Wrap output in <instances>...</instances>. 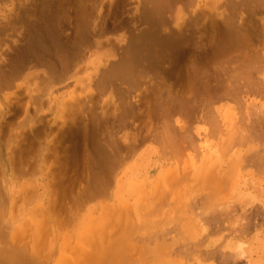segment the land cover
I'll return each instance as SVG.
<instances>
[{"label": "rangeland", "instance_id": "obj_1", "mask_svg": "<svg viewBox=\"0 0 264 264\" xmlns=\"http://www.w3.org/2000/svg\"><path fill=\"white\" fill-rule=\"evenodd\" d=\"M262 113L264 0H0V264L264 257Z\"/></svg>", "mask_w": 264, "mask_h": 264}, {"label": "bare ground", "instance_id": "obj_2", "mask_svg": "<svg viewBox=\"0 0 264 264\" xmlns=\"http://www.w3.org/2000/svg\"><path fill=\"white\" fill-rule=\"evenodd\" d=\"M186 3V2H185ZM191 6V5H190ZM256 57V56H255ZM260 61V60H259ZM263 83V82H262ZM216 98V97H215ZM227 99H228V97H227ZM203 113V112H202ZM262 115H264V113H262ZM262 117V116H261ZM263 119H264V117H263ZM264 121V120H263ZM212 124V123H211ZM187 125V124H186ZM213 125V124H212ZM210 126V125H209ZM212 127V126H211ZM217 128H218V126H216ZM210 129V128H209ZM163 131V130H162ZM215 131V130H214ZM156 132V131H155ZM214 133V132H213ZM240 133V132H239ZM238 133V134H239ZM168 134V133H167ZM159 135V134H158ZM166 135V134H165ZM241 135V134H240ZM186 136V135H185ZM189 137V136H188ZM165 138V137H164ZM162 140V139H161ZM166 140H168V139H166ZM197 141V140H196ZM235 141V140H234ZM161 142H163V140L161 141ZM172 142V141H171ZM237 142H239V140L237 141ZM170 143V142H169ZM194 143V142H193ZM192 143V144H193ZM256 143H257V141H256ZM164 144V143H163ZM168 144V143H167ZM191 144V145H192ZM233 144H235V143H233ZM239 144H240V142H239ZM243 144H245V143H243ZM169 145V144H168ZM190 145V144H189ZM242 145V144H241ZM229 146V145H228ZM232 146V145H231ZM243 146V145H242ZM161 147V146H160ZM164 147V146H163ZM195 147V146H194ZM237 147H239V146H237ZM236 147V148H237ZM241 147V146H240ZM192 148V147H191ZM190 148V149H191ZM231 149L233 148V147H230ZM198 149V148H197ZM219 149H221V148H219ZM163 150V149H162ZM237 150V149H236ZM198 152H199V150H197ZM226 151V150H225ZM165 152H166V150H165ZM194 152H196V151H194ZM222 152L223 151H219L218 152V150L216 149V148H214V149H209L208 151H206V152H204V154H203V157H205L203 160H200V163L197 165V166H195L194 167V170H193V173H195V174H199L200 175V178H201V176H204V178L206 179V181H207V179L209 180L212 176H211V169H219V171H221V169H220V166H219V164L220 163H213L214 161H217L218 159L220 160V156L222 155ZM223 153H225V152H223ZM228 153V152H227ZM173 154V153H172ZM195 154V153H194ZM193 154V155H194ZM200 154V153H199ZM198 154V155H199ZM163 155H165V154H163ZM168 155V154H167ZM166 156V155H165ZM174 156H175V154H174ZM197 156V155H196ZM224 156H225V154H224ZM241 157H243V155L242 156H240V154L239 153H235V156H233V162H235V164L236 163H239L240 162V158ZM194 158V157H193ZM175 159V158H174ZM188 159V158H187ZM197 160V159H196ZM230 160V159H229ZM177 162V161H176ZM197 162V161H196ZM218 162H220V161H218ZM233 162H231V163H233ZM251 162V161H250ZM228 163H229V161H228ZM230 163V169H227V167H226V173L227 172H231L232 171V169H231V164ZM241 163V162H240ZM243 164V163H242ZM229 165V164H228ZM241 165V164H240ZM233 166V165H232ZM238 166H239V164H238ZM241 167V166H240ZM229 168V167H228ZM233 168V167H232ZM239 169V168H238ZM215 171V170H214ZM236 172H237V170H235ZM224 171H223V174L221 175V176H216V179L215 180H213L215 177V175L216 174H214V176H213V181H216V180H218L217 182H224V184H225V179L223 178V176H224V173H225ZM235 172V173H236ZM238 172H240V170L238 171ZM190 173V172H189ZM235 173H231V174H234L233 176L235 177H233L234 178V181H235V183H236V181L240 178L239 176H238V174H237V176L239 177L237 180H236V175H235ZM188 174V173H187ZM182 177V176H181ZM186 177V176H185ZM173 178V177H172ZM183 178V177H182ZM199 178V180L198 181H201V179ZM166 180H169L168 178L166 179ZM204 182V181H203ZM179 183V182H178ZM200 183V182H199ZM197 185H199V184H197ZM194 186V185H193ZM205 186V185H204ZM208 185H206V187H207ZM3 187V186H2ZM224 187V186H223ZM177 188V187H176ZM204 188V187H203ZM217 188V187H216ZM171 189V188H170ZM226 189V188H225ZM172 190V189H171ZM218 190V189H217ZM227 190V189H226ZM2 191H3V189H2ZM168 197V196H167ZM253 199V198H252ZM251 199V200H252ZM181 201V200H180ZM253 201V200H252ZM174 202V201H173ZM142 203H144V202H142ZM252 203H254V202H252ZM251 203V204H252ZM8 204V203H7ZM173 204V203H172ZM210 205H212V204H210ZM149 206V205H148ZM225 206V205H224ZM1 207V206H0ZM220 207V206H219ZM218 207V208H219ZM229 207V206H228ZM4 208V207H3ZM210 208V207H209ZM250 208V207H249ZM1 209V208H0ZM6 209V208H5ZM176 209V208H175ZM211 209H212V207H211ZM228 208H226V210H227ZM3 210V209H2ZM223 210H225L224 208H223ZM139 211V210H138ZM148 211V210H147ZM152 211V210H151ZM176 211V210H175ZM180 211V210H179ZM3 212V211H2ZM157 212V211H156ZM166 212V211H165ZM241 212V211H240ZM144 213V212H143ZM235 213V212H234ZM247 213V212H246ZM2 214V213H1ZM146 214H147V212H146ZM150 214H151V212H150ZM242 214V213H241ZM145 215V214H144ZM143 215V216H144ZM1 216V215H0ZM223 217V216H222ZM228 217V216H227ZM237 217V216H236ZM1 218V217H0ZM158 218V217H157ZM172 218H176V217H173L172 216ZM234 218V217H233ZM197 219V218H196ZM4 220V219H3ZM169 220H170V218H169ZM191 220V219H190ZM238 220V218L236 219V221ZM172 221V220H171ZM176 221V220H175ZM228 221V220H227ZM2 222V221H1ZM180 222V221H179ZM243 222V221H242ZM172 223V222H171ZM176 223V222H175ZM194 223V222H193ZM231 223H232V221H231ZM1 224V223H0ZM7 224V223H6ZM5 224V225H6ZM74 224V223H73ZM150 224V223H149ZM8 225V224H7ZM110 225V224H109ZM160 225V224H159ZM203 225V224H202ZM226 225V224H225ZM189 226V225H188ZM229 226V225H228ZM10 227V226H9ZM174 227H176V226H174ZM179 227V226H178ZM203 227V226H202ZM1 228H2V226H1ZM189 228V227H188ZM191 228V227H190ZM233 228H234V226H233ZM158 229H160V228H158ZM161 230V229H160ZM164 230V229H163ZM189 232H192V230H188ZM200 231V230H199ZM194 232V231H193ZM53 234V233H52ZM192 234V233H191ZM163 235V234H162ZM164 235H165V233H164ZM193 235V234H192ZM3 236V235H2ZM169 236V235H168ZM37 237V236H36ZM87 238V236H80V237H78L77 239L78 240H83V239H86ZM208 238V237H207ZM27 240V239H26ZM155 240V239H154ZM175 240V239H174ZM231 240V239H230ZM29 241V240H28ZM159 241V240H158ZM208 241V240H207ZM237 242H239V240L237 239L236 240ZM167 242V241H166ZM241 242H243V241H241ZM227 243H229V242H227ZM226 243V245H228ZM230 243H231V241H230ZM233 243V242H232ZM50 244H51V242H50ZM54 244V243H53ZM78 244V243H77ZM167 244V243H166ZM171 244V243H170ZM234 244V243H233ZM242 245H243V243H241ZM241 244H240V242L239 243H235L233 246H227V247H230V248H232V249H228L229 250V252L231 251L232 252V254H233V256L235 257V258H238V257H240V256H243L242 254H243V252H245L244 250L242 251V249H241ZM9 245V244H8ZM21 245V244H20ZM119 245V244H118ZM136 245V244H135ZM168 245H169V243H168ZM223 247H224V245H223ZM116 245H113V247L112 248H110L109 249V251H108V249H107V252L105 253L107 256H108V260L110 261V259H111V261L113 260V262L115 263L116 262V260H117V258H119L120 257V253L119 254H117L116 252H118L117 250H116ZM123 248V247H122ZM173 248V247H172ZM52 249V248H51ZM136 249V248H135ZM221 249V248H220ZM1 250V249H0ZM11 250V249H10ZM224 250H226L225 248H224ZM13 252V251H12ZM119 252H120V249H119ZM224 252V251H223ZM15 253V252H14ZM104 253V252H103ZM20 254V253H19ZM134 254V253H133ZM229 254V253H228ZM227 254V255H228ZM99 256H102V254L100 255V254H98ZM149 255V254H148ZM19 256V255H18ZM85 256V257H84ZM226 256V255H225ZM42 257V256H41ZM81 257L83 258V260L81 259ZM224 257V256H223ZM228 257V256H227ZM32 258V257H31ZM30 258V259H31ZM35 258V257H34ZM246 258V257H245ZM264 257H262V258H256V259H253L252 261L250 260V261H248V260H246V261H248V263L246 262V264H264V259H263ZM95 258H94V255H90L89 253H87V252H84L83 253V251H82V248L80 247V246H78V248H76L75 249V251H74V256L73 257H68V256H61V252L59 251L58 252V254H57V256H56V263L55 264H79V263H81V262H84V261H92V262H95V260H94ZM102 260H103V258H102ZM212 261V260H211ZM158 263V262H157ZM173 263V262H172ZM224 264V263H223Z\"/></svg>", "mask_w": 264, "mask_h": 264}]
</instances>
